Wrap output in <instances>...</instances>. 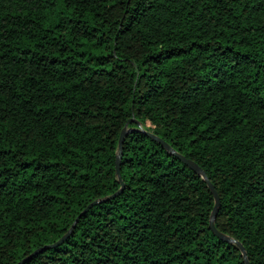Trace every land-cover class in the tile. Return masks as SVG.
Returning a JSON list of instances; mask_svg holds the SVG:
<instances>
[{"label":"trees","instance_id":"obj_1","mask_svg":"<svg viewBox=\"0 0 264 264\" xmlns=\"http://www.w3.org/2000/svg\"><path fill=\"white\" fill-rule=\"evenodd\" d=\"M245 257L264 264V0H0V264Z\"/></svg>","mask_w":264,"mask_h":264},{"label":"water","instance_id":"obj_2","mask_svg":"<svg viewBox=\"0 0 264 264\" xmlns=\"http://www.w3.org/2000/svg\"><path fill=\"white\" fill-rule=\"evenodd\" d=\"M149 135L151 136H154L152 133H149L147 132ZM126 134V130H122L120 135H119V152H118V155H117V160H116V174L118 176V179H120V174H119V158L121 156V146H122V141H123V138ZM156 137V136H154ZM159 141L162 142V144L172 153H174L176 156H178V158L184 162L186 165H188L191 169H193L196 173L202 175V177H204L207 185L209 186L210 190L212 191V194L214 196V199H215V204H214V207L212 209V212L210 214V219H209V225L211 227V229L221 238L227 240V241H235V243L238 245V247L241 249V251L243 252V254L245 255L244 253V247L242 246L241 243H239L238 241L230 238L229 236L221 233L220 231H218L214 225V219H215V216H216V211H217V206H218V203H219V197H218V194L216 192V190L214 189L213 185L210 183V181L205 178V173L203 171L202 168H200L194 161H192L191 159L189 158H186L184 155L174 151L167 143H165L162 139L160 138H157ZM121 184H122V181L120 180ZM123 185V184H122ZM122 187V186H121ZM121 189V188H120ZM119 189V190H120ZM119 191H116L114 194H117ZM114 194L112 196H114ZM85 210V209H84ZM73 226V225H72ZM66 235V234H65ZM64 235V236H65ZM64 236H62L59 240H57L55 243L51 244V245H48V246H53V245H56L58 243H60L62 241V239L64 238ZM245 263L246 264H249L246 257H245Z\"/></svg>","mask_w":264,"mask_h":264}]
</instances>
